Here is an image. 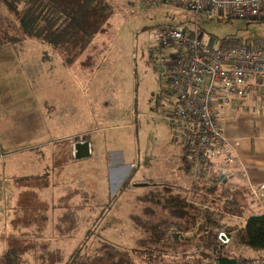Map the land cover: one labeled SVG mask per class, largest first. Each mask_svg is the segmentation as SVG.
<instances>
[{
  "label": "rangeland",
  "instance_id": "obj_1",
  "mask_svg": "<svg viewBox=\"0 0 264 264\" xmlns=\"http://www.w3.org/2000/svg\"><path fill=\"white\" fill-rule=\"evenodd\" d=\"M59 2L79 9L90 38L79 35L70 45L52 50L31 36L23 39L17 32L19 43L0 45V155L9 146L11 159L20 160L39 148L55 153L57 160V166H52V161L48 166L55 174L49 180L54 184L49 196L43 195L40 184L27 180L32 173L28 167H20L13 176L7 170L0 172V264H7L3 255L11 250L17 251L19 264H63L78 246L92 255L105 242L126 251L138 264H150L147 257L156 243L158 249L162 244L191 249L187 239L177 242L167 233L171 227L182 229L176 222L191 224L195 211L184 200L183 190L182 194L178 191L180 186L174 193L161 186L169 187L173 179L187 182L188 172H181L176 165L181 148L171 142L170 130L160 119L175 100L165 76L172 50L160 46V31L167 26L190 28L196 21L199 38L247 44L264 40V20L226 18L218 12L200 14L195 20L193 14L173 4L139 5L131 11L134 3L106 0V12H102L85 0ZM88 38L90 46L85 49ZM124 124L133 126H115ZM110 126L115 127L103 129ZM34 128L50 133L33 138L29 132ZM84 140L93 145L94 155L79 161L69 149L71 143ZM110 147L114 151L108 154ZM102 161L110 166V172ZM134 162L138 166L131 170L129 165ZM117 167L119 170L112 171ZM57 171L63 180L57 179ZM80 176L84 179L78 190H73ZM121 184L127 186L118 193ZM61 196L64 199H59ZM240 197L241 204L250 203L248 194L242 192ZM61 206H80L81 210L68 235L56 228ZM241 211L233 214L248 216L244 207ZM180 212L185 217L175 216ZM160 216L170 224L160 222ZM224 216L228 225L243 222ZM148 220L163 231L161 241L150 236ZM132 250L138 251L136 257ZM167 252L157 262L155 257L151 259V264H172L185 253L192 256L182 248ZM50 253L54 260L49 259ZM243 253L256 257L247 250Z\"/></svg>",
  "mask_w": 264,
  "mask_h": 264
},
{
  "label": "built area",
  "instance_id": "obj_2",
  "mask_svg": "<svg viewBox=\"0 0 264 264\" xmlns=\"http://www.w3.org/2000/svg\"><path fill=\"white\" fill-rule=\"evenodd\" d=\"M160 4H173L193 14L195 20L200 14L209 16L212 12L245 21L264 20V0H139L140 6ZM198 32L195 21L190 28L164 27L159 37L160 46L172 50V61L165 68V76L175 97L173 107L160 119L170 130L171 142L186 152L190 185L185 201L200 211L191 230L184 232L171 227L167 233L177 242L187 239L195 256L201 251L198 238L205 221L204 210L236 218L220 208L192 202L190 196L195 188H220L240 176L246 180L250 194L264 214V184L250 182L220 121L226 109L243 108L244 102L253 96L264 99V40L247 44L215 38L206 41L198 37ZM236 164L239 168L234 169ZM129 166L131 170L136 169L137 162ZM236 232L214 228L210 235L217 245L226 247ZM206 262L217 264L212 253ZM251 264H264V250Z\"/></svg>",
  "mask_w": 264,
  "mask_h": 264
},
{
  "label": "trees",
  "instance_id": "obj_3",
  "mask_svg": "<svg viewBox=\"0 0 264 264\" xmlns=\"http://www.w3.org/2000/svg\"><path fill=\"white\" fill-rule=\"evenodd\" d=\"M85 1L95 10L106 12V8H104V6H106V0ZM87 26V23L81 22L79 9L64 7L59 0H0V35L4 36L5 40H1L0 45L5 44V42L9 45L19 43L21 41L19 39L20 37L15 35L18 32V35L22 36L23 39L27 36H31L40 44L48 45L52 50H57L73 43L72 41L77 39L79 35L81 37H87ZM88 37L90 38L89 35ZM90 42L91 39L88 41L87 46L85 45V49L90 46ZM183 158L185 161V155ZM126 186L127 184H123L118 193H122ZM234 194L232 195L230 189L225 186L219 189L203 190L201 188H195L193 190V196L196 200L205 203L208 198L210 199V197H212L216 201H210L211 207L215 208L220 204V208L223 212L236 211L235 207L240 204L238 199L241 197L240 193H238V198H235ZM194 211L190 219L192 220L191 224H184L183 221H180L176 222V225L179 226V228H188L192 226L194 220L200 215V211H197L195 208ZM238 211H240V209ZM202 213L204 214L205 221L200 227L201 235L198 238V242L203 243L204 246L201 245L199 255L191 256L185 253L174 258L172 264L174 262L179 264H207L206 260L211 257V253L212 257L216 260L218 257H229L236 259L237 264H251L256 260L258 254L264 250L263 213L246 218L241 226L237 224L228 225L225 216L222 214H213L207 210H204ZM177 217L182 218L185 216L177 214ZM158 218H160V220L158 219L160 222L170 224L168 220H163V217L161 218L160 216ZM76 219L77 217L74 216V213H63L61 217L58 218V223L56 225L57 230L60 234L68 235L74 230ZM152 221L153 220H148L147 230L150 232L149 234L151 237L155 239L158 238V241L160 237L161 241L163 239L162 231L157 227L155 221ZM214 228L224 229L226 231L237 230L229 246L220 247L215 243L210 235V231ZM89 232L90 231H88V233ZM88 236L89 235L86 234L85 239H87ZM104 244V246L95 250V253L92 255L87 254L82 246H78L63 264H138L126 251L108 242ZM159 245L158 243L152 245L155 246V248L149 252V257H147L149 260L148 263L151 264L150 260L155 258L156 262L159 259L161 260V256L167 255V251H178L179 248L187 249L189 252L191 251L190 246L186 245L162 244V249H158L160 247ZM246 250L253 252L257 256L246 257L243 253L244 251L246 252ZM132 251L134 252V257H136L135 255L137 254L135 252L138 251ZM154 253H156L155 256H153ZM3 256L5 258L4 263L19 264V255L16 250L8 251ZM58 256L61 257L60 254ZM49 259L54 260L51 253ZM162 264L169 263L163 262Z\"/></svg>",
  "mask_w": 264,
  "mask_h": 264
},
{
  "label": "crops",
  "instance_id": "obj_4",
  "mask_svg": "<svg viewBox=\"0 0 264 264\" xmlns=\"http://www.w3.org/2000/svg\"><path fill=\"white\" fill-rule=\"evenodd\" d=\"M125 4L130 5V6L133 4L131 6L132 7L131 11H133L136 7L139 6V0H125ZM16 66H17V64H16ZM256 110L260 111L258 113V115L252 116L249 114V113H254ZM221 120H222L221 124L223 127L224 134H225L226 138L232 144H234V146L236 148V153L238 155V160H239L241 166L246 170L250 182L252 184H264V99L261 100L259 97L253 96V98L244 102L243 108L230 107L222 113L220 121ZM115 126H118V127L130 126V127H132L133 124H124V125H115ZM115 126L105 127L103 129L114 128ZM35 129L36 128H34L33 131L31 130L29 132V134L31 136H33V138H37V139H40V137L44 138L45 136L46 137L48 136V133H50V131L48 132V130L44 132V129H42V130H38V129L35 130ZM74 143H76V142L71 143L72 145L70 146V149H69L70 155H73ZM5 149H6V153L4 155H0V160L3 161L2 164H0V172L3 173V172H6V170H7V171H9L10 175L13 176V174H16L18 172L20 167H28L29 169L32 170L31 171L32 173L28 177H26L27 180H32L33 183L37 182L36 184H40L42 187V190L40 189V191L43 192V195L49 196L51 194V192L49 191V188L54 187V184L52 183V181H49L52 178L51 175L54 174V170L50 169L48 166L51 163V161H52V164H54L52 166L56 165L57 160L55 158L56 155H54L55 153L50 155L49 152H47L43 149L36 148V149H33L34 151L31 154H29L28 156H26L25 158H21L20 160H17V159L14 160V159H11L13 154L10 152L9 146H6ZM89 150H90L89 156L87 158H84V159H88L94 155V147L90 143H89ZM111 151H114L111 147H110V149H106V153H108V154H110ZM184 155H186V152H184L181 149V153H180L181 159L179 162H176V165H179L178 167H179V170L181 169L180 170L181 172L184 173V170L186 172H188V181L185 183H181V182L179 183L178 181L173 179L172 183L169 184V187H166L165 185H161V186L166 188L169 191H173V193H174V191H176V189H178L177 185L180 186L178 191L181 192V194H182L181 190H183V193L185 195L184 196V200H185V198L187 196L186 190L189 187L190 182H189V170H188V167L186 164L187 159L185 156V161H184V158H183ZM105 158L107 161H109L108 155H105ZM84 159H80V160H84ZM102 163H103L104 168L107 165V167H106L107 171L109 170V172H110V166L108 167L107 163L104 165V161H102ZM1 165H2V167H1ZM137 166H138V164H137ZM237 167H238V165L236 164L233 168L237 169ZM56 168H55V170H56ZM113 168H115V167H113ZM114 170H119V167H117L116 169H113L112 171H114ZM59 172H62L61 169L59 170ZM55 173H57V177H58L57 179L63 180V177H60V173H58V171ZM175 173H176V171H175ZM106 177H107V175H106ZM18 178H19V176H18ZM41 179H46L47 182L46 183H40ZM83 179H84L83 176L78 177V179L75 182L78 185L73 190H78V186L80 185V183L82 182ZM111 180H112V178H111ZM122 185L123 184H121L120 187ZM35 186L37 187V185H35ZM224 186L230 189L232 195L236 192H238V193L244 192V193L248 194L249 197L251 198L250 203H249L251 206H249V204H241L240 199H238V202L240 204L237 207H235L236 212H242L241 211L242 207H244V210H246L248 212L247 217H241L239 214L235 213L236 214L235 215V214H233V212H229V211H227L225 213L233 214L236 216V218H234V219H237V220L242 219L243 222L245 221L246 218H248L252 215L263 213V211L258 207L256 201L253 200V197L248 190L247 182L244 178H241L240 176L234 177L232 180H230ZM120 187H119V189H120ZM154 187L157 188V185H154ZM119 189H118V191H119ZM217 189H219V188H217ZM67 194H70V192H66V195ZM62 196L59 197V199H64ZM92 196H93V194H92ZM40 198L44 199V197L42 195L40 196ZM190 200L196 204L209 205V206H212V205H210L211 200L216 201L215 199L210 197V199L208 198L205 203H201L195 199L193 194L190 196ZM187 205L189 207H191L193 209L195 208L197 211H199L193 205H191V204H187ZM255 205H256V207H255ZM252 206H254L255 208H251ZM61 207L63 209L61 215L63 213H66V212H70V213H74L75 217H78V213L81 211V210H78L80 206H78V207L76 206V207H73L71 209H66L63 206H61ZM215 208H220V204L218 205V207H215ZM239 209H240V211H238ZM179 214L182 215V212H180ZM175 216L177 217V214H175ZM238 217L239 218L241 217V218L239 219ZM226 220H229V219H226ZM195 221H196V219H195ZM195 221L192 224V226H190L188 228H182L181 231L185 232V231L191 230L193 228V226L195 225ZM243 222L240 221V223H236V224L241 226L243 224ZM162 234H164L163 231H162Z\"/></svg>",
  "mask_w": 264,
  "mask_h": 264
},
{
  "label": "water",
  "instance_id": "obj_5",
  "mask_svg": "<svg viewBox=\"0 0 264 264\" xmlns=\"http://www.w3.org/2000/svg\"><path fill=\"white\" fill-rule=\"evenodd\" d=\"M90 154L89 143L87 141H79L73 145V156L76 160L87 158ZM135 187H143L145 184H135ZM217 264H237L236 259L229 257H218Z\"/></svg>",
  "mask_w": 264,
  "mask_h": 264
}]
</instances>
